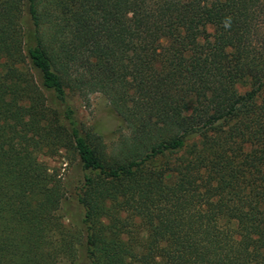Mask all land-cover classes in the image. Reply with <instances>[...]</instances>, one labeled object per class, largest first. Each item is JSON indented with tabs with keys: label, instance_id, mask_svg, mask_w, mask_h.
<instances>
[{
	"label": "trees",
	"instance_id": "16d2710c",
	"mask_svg": "<svg viewBox=\"0 0 264 264\" xmlns=\"http://www.w3.org/2000/svg\"><path fill=\"white\" fill-rule=\"evenodd\" d=\"M0 264H264V0H0Z\"/></svg>",
	"mask_w": 264,
	"mask_h": 264
},
{
	"label": "rangeland",
	"instance_id": "374dc122",
	"mask_svg": "<svg viewBox=\"0 0 264 264\" xmlns=\"http://www.w3.org/2000/svg\"><path fill=\"white\" fill-rule=\"evenodd\" d=\"M117 41L125 39L124 31L114 35ZM245 89H241L244 92ZM78 116L87 129L98 128L105 136V144L110 149L120 140V119L111 111L108 99L101 93H96L88 98H83L74 92L69 93ZM124 133V132H123ZM43 162L64 183L67 189L66 198L62 204L60 215L66 225L78 228L84 216V210L77 200V193L83 183V173L79 166L77 155L63 149L51 157H43Z\"/></svg>",
	"mask_w": 264,
	"mask_h": 264
}]
</instances>
